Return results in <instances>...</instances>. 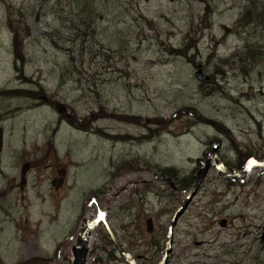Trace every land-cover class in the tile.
I'll list each match as a JSON object with an SVG mask.
<instances>
[{"label":"rangeland","instance_id":"obj_1","mask_svg":"<svg viewBox=\"0 0 264 264\" xmlns=\"http://www.w3.org/2000/svg\"><path fill=\"white\" fill-rule=\"evenodd\" d=\"M263 8L264 0H0V264H74L80 228L105 209L87 264H127L106 224L135 264H160L191 189L180 181L195 182L207 161L167 264H264V55H246L264 51V21L239 23ZM218 158L238 173L256 163L232 179Z\"/></svg>","mask_w":264,"mask_h":264},{"label":"water","instance_id":"obj_2","mask_svg":"<svg viewBox=\"0 0 264 264\" xmlns=\"http://www.w3.org/2000/svg\"><path fill=\"white\" fill-rule=\"evenodd\" d=\"M195 77L199 80H208V77H205L202 74V70L198 69L197 72L195 73ZM251 162L253 164H255L256 162H254V160H251ZM217 165L216 168L221 169V175L224 176L226 174H230V178L235 179V178H241L243 177L242 173H238L235 170L232 169H228L225 168L224 165L222 163H220L219 161H217ZM28 164H24L21 168V173H20V178H21V184L23 185L24 183V176L28 171ZM261 167H264V161L262 163H260ZM209 169V164L208 161L206 162V167L202 168L198 171L196 177H195V182L193 183V185L191 186V189L188 192V195L186 196L182 206L178 209V211L175 213L172 221H171V225L169 228V232H168V239H167V243L165 246V250L163 253V257H162V263L161 264H167L169 255L171 253V245H172V239H173V229L178 221V219L184 214V212L186 211V209L189 207V204L191 203V201L193 200V198L195 197L201 183L203 182L207 171ZM171 186L174 188V185L171 184ZM97 222L95 221H89L87 222L83 229L81 230V232L79 233V238H78V249L75 251V258L76 264H85V256L87 254V240L88 237L90 235L91 230L94 228V226L96 225ZM222 226L225 225V222L221 223ZM147 228L148 231L150 232L153 228V224L151 222V220L147 221ZM264 228V227H263ZM106 229L109 233V235L112 237V242L115 243L118 251L120 252V254L123 256V258L125 259V261L128 264H135V262L133 261V259L131 258V255L129 254V252L127 250H125L123 248V246L117 241V239L114 237L112 231L110 230V228L107 226L106 224ZM264 230V229H263ZM264 238V231H263V236Z\"/></svg>","mask_w":264,"mask_h":264},{"label":"trees","instance_id":"obj_3","mask_svg":"<svg viewBox=\"0 0 264 264\" xmlns=\"http://www.w3.org/2000/svg\"><path fill=\"white\" fill-rule=\"evenodd\" d=\"M89 5H90V3L87 2L85 7H84L85 12L89 10ZM90 13H92V10ZM251 13H252V10L245 12L241 16L239 23L241 25L245 26V25L251 24V22H253L257 19L264 21V8L257 11L254 18L252 16H250ZM13 32H14V39H13L14 47L16 49H18V47H21V49H23L24 48L23 41H18V36H19L18 29L13 27ZM29 37H30V35H29V33H27L25 38H29ZM173 52L177 53L178 55H181L183 53V51L180 52V51H175V50ZM183 54L186 55L185 51ZM246 55L249 56L250 59L252 60V62L254 63V62H257L264 55V51L260 50V49H250L246 53ZM243 71L245 72V70H243ZM172 171H173L172 169L166 168L163 170V175L168 174V176H169V173H171ZM188 177H185L182 179V181H180V189H182V190L183 189H189L191 187V185L193 184L194 181L192 180V177H189V178Z\"/></svg>","mask_w":264,"mask_h":264},{"label":"flooded vegetation","instance_id":"obj_4","mask_svg":"<svg viewBox=\"0 0 264 264\" xmlns=\"http://www.w3.org/2000/svg\"><path fill=\"white\" fill-rule=\"evenodd\" d=\"M2 145H3V135H2V132L0 131V151L2 150ZM55 158H56V157H55ZM250 160H251V159H250ZM217 161H219L220 163H222V164L224 165L225 168L231 169V168L227 167L226 163L223 162V161H221L219 158L217 159ZM27 164L29 165L28 168L30 169V164H29V162H28ZM55 169H56V168H55ZM232 170H233V169H232ZM52 171H53V170H52ZM54 172H55V171H53V173H54ZM58 174H60V178L58 179V183L55 184L56 178H54V180L52 181V184H55V185H52L55 189H59V187H62V188H63L64 183L66 182L67 171L63 168V169H61V170L58 171ZM242 174L245 175L244 173H242ZM115 179H116V177H114V178L112 179V181H114ZM20 184H21V180H20ZM24 185H26V180H24L23 185H20V187L23 188ZM177 188H179V187H175V186H174V189H177ZM95 193L98 195V197H102V193H103V191L100 190V191H96ZM89 195H90V193L88 192L86 196H89ZM73 210H74V207L71 208V211H72V212H73ZM108 211H109L108 209H105V210H104V216H105V219H107ZM82 229H83V228H80V230H79V232H78V234H77L75 247L72 249V255H73V258H74V259H73V263H74V264H76V263H75V261H76V258H75V251L78 249V244H77V242H78V238H79V233L81 232ZM151 231H152V230H151ZM151 231H150V232H151ZM263 231H264V230H263ZM112 233H113V232H112ZM107 235H109L108 231H107ZM113 235H114V234H113ZM109 236H110V235H109ZM110 238H111V240H112V237H111V236H110ZM111 242H112V241H111ZM87 244H89V237H88V240H87ZM113 244H114L115 248L117 249V247H116V245H115L114 242H113ZM87 248H88V246H86V249H87ZM117 251H118V249H117ZM118 253H119L120 257L122 258V260H124V262H126L125 259L123 258V256L120 254L119 251H118ZM113 256H114V254H110V253H108V257H110V260L115 261L116 258L113 257ZM87 257H88V251H87V254H86V256H85V264H87V262H88ZM131 258L133 259L132 256H131ZM133 261H134V259H133ZM126 263H127V262H126ZM127 264H128V263H127Z\"/></svg>","mask_w":264,"mask_h":264},{"label":"bare ground","instance_id":"obj_5","mask_svg":"<svg viewBox=\"0 0 264 264\" xmlns=\"http://www.w3.org/2000/svg\"><path fill=\"white\" fill-rule=\"evenodd\" d=\"M252 15V14H251ZM228 30V29H227ZM208 95V94H207ZM127 119V118H126ZM125 120V119H124ZM122 121V120H121ZM202 122V121H201ZM137 123V122H136ZM140 125V124H139ZM129 138V137H128ZM132 138V136H130ZM132 142V141H131ZM252 170V169H251ZM251 170L249 172H251ZM244 176V175H243ZM95 227V226H94ZM88 263V262H87Z\"/></svg>","mask_w":264,"mask_h":264},{"label":"snow or ice","instance_id":"obj_6","mask_svg":"<svg viewBox=\"0 0 264 264\" xmlns=\"http://www.w3.org/2000/svg\"><path fill=\"white\" fill-rule=\"evenodd\" d=\"M103 218V214H101V219Z\"/></svg>","mask_w":264,"mask_h":264}]
</instances>
